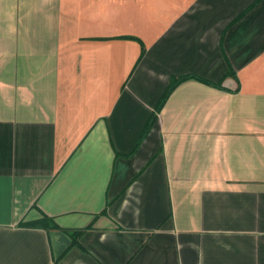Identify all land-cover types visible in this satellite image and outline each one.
<instances>
[{"label": "crops", "instance_id": "crops-1", "mask_svg": "<svg viewBox=\"0 0 264 264\" xmlns=\"http://www.w3.org/2000/svg\"><path fill=\"white\" fill-rule=\"evenodd\" d=\"M0 264H264V0H0Z\"/></svg>", "mask_w": 264, "mask_h": 264}, {"label": "trees", "instance_id": "trees-1", "mask_svg": "<svg viewBox=\"0 0 264 264\" xmlns=\"http://www.w3.org/2000/svg\"><path fill=\"white\" fill-rule=\"evenodd\" d=\"M173 88H174V86H173V87L171 86V88L169 89V91H168V93H167L166 96H168V95L171 93V91L173 90ZM165 98H166V97H165ZM165 98H164V99H165ZM163 101H164V100H163ZM152 122H153V121H152Z\"/></svg>", "mask_w": 264, "mask_h": 264}]
</instances>
